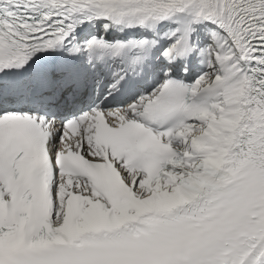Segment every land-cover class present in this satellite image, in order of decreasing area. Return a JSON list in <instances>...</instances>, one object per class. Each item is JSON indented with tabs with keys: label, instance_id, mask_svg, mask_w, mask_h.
Instances as JSON below:
<instances>
[{
	"label": "snow or ice",
	"instance_id": "1",
	"mask_svg": "<svg viewBox=\"0 0 264 264\" xmlns=\"http://www.w3.org/2000/svg\"><path fill=\"white\" fill-rule=\"evenodd\" d=\"M0 264H264V0H0Z\"/></svg>",
	"mask_w": 264,
	"mask_h": 264
}]
</instances>
